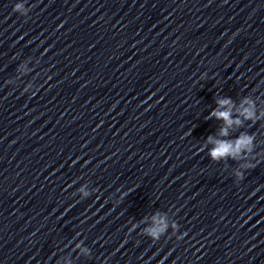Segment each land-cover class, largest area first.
Segmentation results:
<instances>
[{
    "label": "clouds",
    "instance_id": "9594fccd",
    "mask_svg": "<svg viewBox=\"0 0 264 264\" xmlns=\"http://www.w3.org/2000/svg\"><path fill=\"white\" fill-rule=\"evenodd\" d=\"M13 12L20 14L21 16H27L29 8L25 7V3L17 2L14 4ZM217 107L213 109L205 119H212L215 117L217 120L223 121V126L219 130L220 137H227L229 135V130L234 129V127L241 126L244 121L257 122L260 119H264V112L257 114L256 102L253 99L245 97L240 105L237 107L231 98H218L216 100ZM235 113V118H234ZM255 135L248 133H241L234 140L227 139H217L213 136L207 137V144H211L212 148L209 150V156L212 161L221 160H246L247 156L253 154L255 148ZM202 150V149H201ZM259 162V161H258ZM245 170L248 168H255L256 164L250 161L246 162L244 165ZM237 179L239 181L244 179V172L238 171L236 173ZM97 189H94V192ZM92 193L85 192V197H89ZM128 193H124L127 195ZM154 224L152 227L144 230V235L149 237L152 241H159L162 236L167 234V224L163 222L157 216L153 217ZM135 229V227H132ZM179 239V237H178ZM86 254H90V250L85 249Z\"/></svg>",
    "mask_w": 264,
    "mask_h": 264
}]
</instances>
